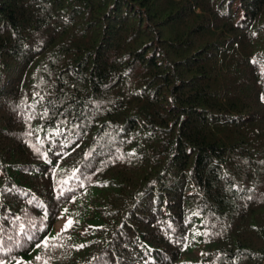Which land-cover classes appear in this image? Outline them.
I'll list each match as a JSON object with an SVG mask.
<instances>
[{
	"label": "trees",
	"instance_id": "1",
	"mask_svg": "<svg viewBox=\"0 0 264 264\" xmlns=\"http://www.w3.org/2000/svg\"><path fill=\"white\" fill-rule=\"evenodd\" d=\"M0 261L264 264V0H0Z\"/></svg>",
	"mask_w": 264,
	"mask_h": 264
},
{
	"label": "snow or ice",
	"instance_id": "2",
	"mask_svg": "<svg viewBox=\"0 0 264 264\" xmlns=\"http://www.w3.org/2000/svg\"><path fill=\"white\" fill-rule=\"evenodd\" d=\"M72 223H73V222H72L71 220L67 221V223H66V225H65V230H67V228L71 227V226H72ZM27 238H28V239H34V236H32V235H28ZM53 239H55V238H53ZM36 246H37V247H44V248H47V247L49 246V241H48V240L41 241V242L37 243ZM37 259L39 260V259H41V258H40V257H37ZM0 264H3V261H0ZM44 264H47V261H45Z\"/></svg>",
	"mask_w": 264,
	"mask_h": 264
},
{
	"label": "rangeland",
	"instance_id": "3",
	"mask_svg": "<svg viewBox=\"0 0 264 264\" xmlns=\"http://www.w3.org/2000/svg\"><path fill=\"white\" fill-rule=\"evenodd\" d=\"M58 223L60 224V226H62L65 223V220L63 219L61 221L59 220Z\"/></svg>",
	"mask_w": 264,
	"mask_h": 264
}]
</instances>
